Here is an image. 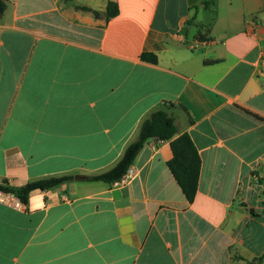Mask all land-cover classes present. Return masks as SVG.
I'll return each mask as SVG.
<instances>
[{"label":"crops","instance_id":"crops-1","mask_svg":"<svg viewBox=\"0 0 264 264\" xmlns=\"http://www.w3.org/2000/svg\"><path fill=\"white\" fill-rule=\"evenodd\" d=\"M163 105L202 161L193 202L169 142L127 181L85 179ZM63 175L0 203V264H264V0L0 4V185Z\"/></svg>","mask_w":264,"mask_h":264},{"label":"trees","instance_id":"trees-1","mask_svg":"<svg viewBox=\"0 0 264 264\" xmlns=\"http://www.w3.org/2000/svg\"><path fill=\"white\" fill-rule=\"evenodd\" d=\"M4 1L0 0L2 11L4 9ZM83 9L88 10L87 8ZM94 14L96 17L101 16L99 12H94ZM118 14V4L109 1L106 19H112ZM141 59L154 64L158 62L156 55L151 53L142 54ZM169 109L168 105H163L144 119L137 139L126 148L123 157L112 169L85 179L91 182L99 181L108 184L120 182L127 175L137 155L149 140L169 142L173 158L168 163V167L186 199L189 202H193L198 191L202 161L190 136L188 134L178 136L175 118L170 114ZM73 179L74 177L71 175L52 176L29 182L24 187H11L6 183L5 185H0V190L14 194L21 204L25 206L33 190H48Z\"/></svg>","mask_w":264,"mask_h":264},{"label":"built area","instance_id":"built-area-1","mask_svg":"<svg viewBox=\"0 0 264 264\" xmlns=\"http://www.w3.org/2000/svg\"><path fill=\"white\" fill-rule=\"evenodd\" d=\"M252 26H256V19H251L250 23ZM199 44V42L197 43ZM130 173L128 172L127 175L122 179V181H127L130 177ZM121 182V181H120ZM0 203L6 204L15 208H21L23 205L21 204L20 200L12 193H7L0 190Z\"/></svg>","mask_w":264,"mask_h":264},{"label":"water","instance_id":"water-1","mask_svg":"<svg viewBox=\"0 0 264 264\" xmlns=\"http://www.w3.org/2000/svg\"><path fill=\"white\" fill-rule=\"evenodd\" d=\"M84 178H85V177H83V176H77V177H76L77 180L84 179Z\"/></svg>","mask_w":264,"mask_h":264}]
</instances>
